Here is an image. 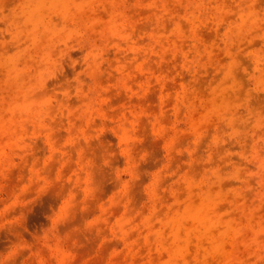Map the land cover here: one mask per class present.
I'll list each match as a JSON object with an SVG mask.
<instances>
[{
    "label": "rangeland",
    "instance_id": "1",
    "mask_svg": "<svg viewBox=\"0 0 264 264\" xmlns=\"http://www.w3.org/2000/svg\"><path fill=\"white\" fill-rule=\"evenodd\" d=\"M0 264H264V0H0Z\"/></svg>",
    "mask_w": 264,
    "mask_h": 264
}]
</instances>
